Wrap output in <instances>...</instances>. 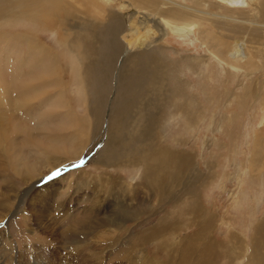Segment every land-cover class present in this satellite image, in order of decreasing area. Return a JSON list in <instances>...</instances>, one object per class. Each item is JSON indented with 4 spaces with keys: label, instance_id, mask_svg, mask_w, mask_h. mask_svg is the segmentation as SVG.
<instances>
[{
    "label": "rangeland",
    "instance_id": "1",
    "mask_svg": "<svg viewBox=\"0 0 264 264\" xmlns=\"http://www.w3.org/2000/svg\"><path fill=\"white\" fill-rule=\"evenodd\" d=\"M243 3L239 8L252 15L253 7L247 1ZM3 4L6 6L8 1L0 4V12ZM110 6L116 9L111 3ZM217 6L210 3L212 8L208 11L233 13ZM31 26H7L0 16V31L33 30L34 25ZM37 33L40 42L59 50L48 31ZM195 37L169 33L162 42L168 47L167 60L172 59L179 69L167 83L174 88L175 79H181L185 87L180 84L179 90L186 91L185 98L193 95L196 100L193 102L197 108H187L197 114L193 121L175 113L177 98L163 102L160 95L154 105H139L143 109L140 115L152 126L148 133L155 136L152 143L171 151L174 157L157 171V185L151 187L143 179V162L137 164L139 169L135 171L130 166H98L103 157L100 148L109 145L113 132L108 124L112 122V101L119 83L118 79L115 81V70L109 74L107 94L105 91L99 95V114L91 116L92 123L84 120L83 131L90 136L85 151L78 157L73 153L54 160L55 166L32 179V185L6 180L0 173V199L6 191L13 203V209L3 216L0 202V264H19V259L20 264H264V166L258 167L264 165V46L260 45L258 51L250 48L258 64L256 69L221 73L214 56H208L207 67L199 60L195 65L181 62L183 55L206 54L204 46L193 40ZM10 43L0 45L1 49L6 48L0 51L6 50L0 54V73L8 79L13 73L25 74L33 64V58L24 59L20 48ZM9 46L15 48L9 50ZM78 94L67 95L72 97L79 116H84L87 110L80 100L87 103L86 89L83 87ZM151 97L146 102H151ZM136 124L133 119L125 133L133 131ZM27 145L38 148L35 143ZM36 158L27 160L32 171H47L49 162ZM67 174L64 179L55 180ZM49 182L53 184L45 190L44 185ZM35 191L42 194L31 200L23 198L19 204L12 197L18 192L28 195ZM109 218L120 224L118 229L109 225L113 224ZM161 223H166V227L141 240L143 233Z\"/></svg>",
    "mask_w": 264,
    "mask_h": 264
},
{
    "label": "bare ground",
    "instance_id": "2",
    "mask_svg": "<svg viewBox=\"0 0 264 264\" xmlns=\"http://www.w3.org/2000/svg\"><path fill=\"white\" fill-rule=\"evenodd\" d=\"M6 1L8 4H3L5 8L2 7L3 11L0 12L5 25L23 23L35 28L0 31V45L11 42L20 48L24 59L33 58L28 70L24 62L25 74L13 73L9 79L3 73L5 64L1 66L4 77L0 73V83L3 85L0 87V173L6 180L29 182L31 185L32 179L39 178L55 166L54 160L70 157L73 153H77L78 157L90 143V136L82 128L84 120L86 118V122L92 123L94 120L91 116L99 114V95L105 91L107 94L109 74L117 70L118 78L115 81L118 79L119 83L112 101V122L108 124L113 132L109 136V145L100 148L103 157L98 161V166H130L135 171L139 169L137 164L143 162L146 166L142 170L143 179L151 187L156 186L157 171L162 170L173 156L171 151L152 143L155 136L148 134L152 132V126L140 115L141 107L150 103L154 105L161 95L163 102L177 98L178 103L173 106L175 113L183 115L187 121L192 122L197 115L195 111L187 110L188 107H196L193 102L196 100L193 95H186L185 98L183 93L186 91L179 90L180 84L185 87L182 80L177 76V86L174 88L167 83L175 78L174 73H178L179 69L173 65L172 59L167 60L168 47L162 43L165 41L163 39L169 33L188 38L196 35L193 40H198L204 46L206 54L183 55L181 62L188 61L194 65L203 62L207 67L210 66L208 56H214V63L221 73L229 71L234 74L257 67L250 48L258 51L260 45L264 46V0H0V4ZM246 1L253 7L252 15L248 10L239 8ZM210 3L228 8L233 13L223 15L209 12L208 9L212 8ZM38 31H48L59 50L40 42ZM4 49L0 48V51ZM2 52L6 53V50ZM70 73H73L72 79ZM23 80L25 82H21ZM83 87L86 89L87 103L83 98L80 102L87 113L79 116L78 109L72 104V97L67 94L80 95ZM149 97L151 102H146ZM133 119L137 124L133 125V131L125 133ZM28 143H35L37 150L32 149L34 146L27 147ZM34 158L38 161L46 159L50 164L47 171L33 172L27 160ZM180 163L181 159L178 165ZM52 184L44 185L45 190ZM2 194L0 202L5 212L3 216H6L13 209V203L10 202L11 195L6 191ZM41 194L40 191L28 195L18 192L12 197L19 204L23 198L31 200ZM108 221L113 223L109 225L115 230L119 228L120 224L113 218ZM166 225L156 224L143 233L141 240L151 237ZM11 252L9 256L13 259ZM20 260L17 263L20 264ZM32 260L37 261L35 257Z\"/></svg>",
    "mask_w": 264,
    "mask_h": 264
}]
</instances>
